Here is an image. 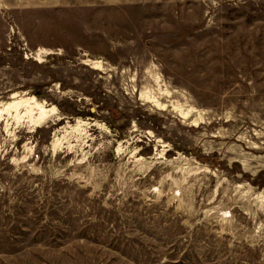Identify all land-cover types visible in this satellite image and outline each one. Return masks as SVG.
I'll return each mask as SVG.
<instances>
[{"label": "rangeland", "instance_id": "rangeland-1", "mask_svg": "<svg viewBox=\"0 0 264 264\" xmlns=\"http://www.w3.org/2000/svg\"><path fill=\"white\" fill-rule=\"evenodd\" d=\"M21 100L0 264H264V0H0Z\"/></svg>", "mask_w": 264, "mask_h": 264}, {"label": "bare ground", "instance_id": "bare-ground-1", "mask_svg": "<svg viewBox=\"0 0 264 264\" xmlns=\"http://www.w3.org/2000/svg\"><path fill=\"white\" fill-rule=\"evenodd\" d=\"M27 104H28V101H22L21 100L19 102H16L15 104H10V105L4 106L2 109H0V120L2 119V117H1L2 113H8L9 111H16L20 106H22V105L25 106ZM46 113L45 112L41 113L40 118L46 116Z\"/></svg>", "mask_w": 264, "mask_h": 264}]
</instances>
